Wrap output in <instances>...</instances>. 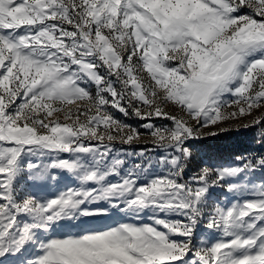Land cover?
I'll return each mask as SVG.
<instances>
[{"label": "snow or ice", "instance_id": "snow-or-ice-1", "mask_svg": "<svg viewBox=\"0 0 264 264\" xmlns=\"http://www.w3.org/2000/svg\"><path fill=\"white\" fill-rule=\"evenodd\" d=\"M261 109L264 0H0V264H264V155L189 169Z\"/></svg>", "mask_w": 264, "mask_h": 264}, {"label": "rangeland", "instance_id": "rangeland-1", "mask_svg": "<svg viewBox=\"0 0 264 264\" xmlns=\"http://www.w3.org/2000/svg\"><path fill=\"white\" fill-rule=\"evenodd\" d=\"M264 112V109L257 110L253 115H260ZM117 117L124 120L125 123L131 124L134 127H138L141 123L136 117L129 115L127 117L120 113H116ZM247 121L251 119L250 117L242 118ZM258 128L240 129L239 131L231 130L226 132H221L217 136L204 137L195 141H189V145L192 149V160L189 162V169L191 171L198 170L203 164L207 163L210 165L226 166L242 163V161L236 160L237 156H242L245 159L252 156L264 155V141H262L258 135ZM144 132V129H139ZM208 131V129H205ZM150 139L145 137L141 142H134L132 145H121L116 144V147L121 151L140 153L146 147H151L150 144H146L144 140ZM146 157H150L155 160L161 153L158 150L147 152ZM123 158V157H122ZM129 163H141V157L139 155L130 156L127 158ZM146 162V160H145ZM257 177L260 173L255 174ZM23 187L28 189L31 187V182L24 181ZM216 196H221L224 193V189H213L212 190ZM115 219H122L121 217H116ZM132 222V221H127ZM92 227L101 228L107 224L113 223L112 220L97 219L88 222ZM78 228L71 227V223H66L65 227L59 229L55 234L64 235L65 233H75L79 231Z\"/></svg>", "mask_w": 264, "mask_h": 264}]
</instances>
